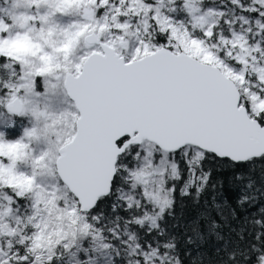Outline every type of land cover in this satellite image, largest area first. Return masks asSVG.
<instances>
[{
	"label": "snow or ice",
	"instance_id": "1",
	"mask_svg": "<svg viewBox=\"0 0 264 264\" xmlns=\"http://www.w3.org/2000/svg\"><path fill=\"white\" fill-rule=\"evenodd\" d=\"M0 264H264V0H0Z\"/></svg>",
	"mask_w": 264,
	"mask_h": 264
}]
</instances>
